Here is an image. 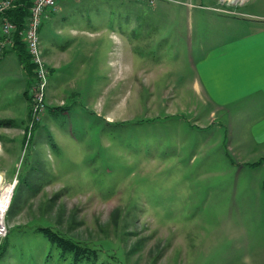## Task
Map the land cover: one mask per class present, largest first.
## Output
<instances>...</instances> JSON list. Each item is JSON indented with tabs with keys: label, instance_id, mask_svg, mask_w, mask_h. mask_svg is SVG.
Returning <instances> with one entry per match:
<instances>
[{
	"label": "rangeland",
	"instance_id": "rangeland-1",
	"mask_svg": "<svg viewBox=\"0 0 264 264\" xmlns=\"http://www.w3.org/2000/svg\"><path fill=\"white\" fill-rule=\"evenodd\" d=\"M224 7L264 2L57 0L42 12V111L35 66L26 88L18 53L0 61V111L14 112L0 119L17 124L0 127V199L14 184L0 264H264V178L234 163L193 84L197 36L233 14ZM44 227L97 258L62 257Z\"/></svg>",
	"mask_w": 264,
	"mask_h": 264
},
{
	"label": "crops",
	"instance_id": "crops-1",
	"mask_svg": "<svg viewBox=\"0 0 264 264\" xmlns=\"http://www.w3.org/2000/svg\"><path fill=\"white\" fill-rule=\"evenodd\" d=\"M213 16L216 30L208 36H197L193 47V84L211 104V114L223 127L229 150L238 155L234 163L241 165L246 174L256 170L260 182L264 178V172H258L264 171V11L220 12ZM10 55L7 53L0 61ZM10 60L15 64L19 61L28 88L33 66L25 67L19 56L18 61ZM11 74L15 72L11 70ZM25 97L28 118L30 106ZM0 114L12 116L14 112L1 110Z\"/></svg>",
	"mask_w": 264,
	"mask_h": 264
},
{
	"label": "built area",
	"instance_id": "built-area-1",
	"mask_svg": "<svg viewBox=\"0 0 264 264\" xmlns=\"http://www.w3.org/2000/svg\"><path fill=\"white\" fill-rule=\"evenodd\" d=\"M17 0H0V16H2L6 11L15 6ZM147 2L149 4H154L160 0H140ZM170 1H180V0H170ZM57 0H34L30 7V13L27 19L25 33V45L30 57V62L35 66V73L37 76V82L33 87L34 94L31 96L33 103V113L37 114L38 111H42L45 107V89L47 86V73L45 69V64L43 62V57L39 49V27H40V16L42 12L50 6L55 5ZM223 11L230 12L233 14H238L239 12L229 10L228 7H224ZM16 31V25L11 22L7 17H3L0 20V53L14 47L15 39L13 37ZM9 206L7 207L8 211ZM6 211V213H7ZM5 213V215H6ZM5 216L3 220H0V236L6 234Z\"/></svg>",
	"mask_w": 264,
	"mask_h": 264
},
{
	"label": "trees",
	"instance_id": "trees-1",
	"mask_svg": "<svg viewBox=\"0 0 264 264\" xmlns=\"http://www.w3.org/2000/svg\"><path fill=\"white\" fill-rule=\"evenodd\" d=\"M33 1L34 0H17L13 8L9 9L2 16H0V20L3 17H7L16 25V31L14 33V47L5 51L4 53H0V60L3 59L7 53L16 51L19 55L21 63L24 64L25 67L33 66V64L30 62L27 49H25V43L20 37V33L26 26L27 17L29 16L30 7L33 4ZM15 125H17L16 121L12 118L0 119V127H11ZM41 231L52 243L58 245V247L61 249L62 257L67 258L68 256L66 254H69L74 263L86 258H97V252L94 249L86 245H82L71 238H65L62 234L54 231L50 227L41 228Z\"/></svg>",
	"mask_w": 264,
	"mask_h": 264
},
{
	"label": "bare ground",
	"instance_id": "bare-ground-1",
	"mask_svg": "<svg viewBox=\"0 0 264 264\" xmlns=\"http://www.w3.org/2000/svg\"><path fill=\"white\" fill-rule=\"evenodd\" d=\"M2 178H3V175L0 174V188L2 187L1 186V182H2ZM13 188H14V184H10L9 185V188L7 190V188H3V192H2V197L0 199V220H3V217L5 216V212L7 211V207L9 206V202H10V199H11V194H12V191H13Z\"/></svg>",
	"mask_w": 264,
	"mask_h": 264
}]
</instances>
